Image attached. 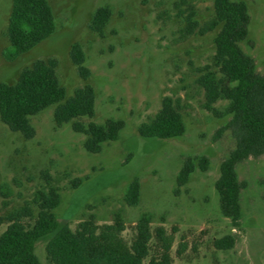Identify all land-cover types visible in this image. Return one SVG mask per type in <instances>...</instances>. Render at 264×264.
<instances>
[{
    "label": "rangeland",
    "instance_id": "1",
    "mask_svg": "<svg viewBox=\"0 0 264 264\" xmlns=\"http://www.w3.org/2000/svg\"><path fill=\"white\" fill-rule=\"evenodd\" d=\"M214 1L48 0L55 33L9 61L5 51L13 0H0V83L14 84L36 61L55 59L67 98L87 84L95 89V116L82 118V123L125 122L118 140L91 153L85 148L87 136L75 132L72 122L57 125L56 105L31 117V139L10 130L0 117V217L6 219L0 236L18 215L32 227L39 194L55 189L61 200L54 212L73 231L90 220L102 228L121 218L122 237L131 246L142 216L150 215L152 239L145 264L159 259L166 243L172 264H264V155L237 167L244 183L240 227L222 214L216 190L221 165L236 140L230 131L219 132L230 120L222 116L228 102L220 100L215 110L209 109L200 82L216 51L218 31L209 28ZM235 1L245 2L251 15L249 38L241 47L264 76V0ZM100 8L111 11L101 33L91 26ZM74 45L81 47L90 71L86 81L71 58ZM165 97L178 105L185 134L173 139L140 136L139 127L160 111ZM189 159L194 172L179 186ZM136 178L140 201L131 206L126 192ZM228 235L236 237L235 246L216 248L215 241ZM48 240L37 244L36 254L43 264H55L46 250Z\"/></svg>",
    "mask_w": 264,
    "mask_h": 264
},
{
    "label": "trees",
    "instance_id": "2",
    "mask_svg": "<svg viewBox=\"0 0 264 264\" xmlns=\"http://www.w3.org/2000/svg\"><path fill=\"white\" fill-rule=\"evenodd\" d=\"M215 18L209 27L217 30L216 51L212 67L200 78L206 91L207 106L215 110L220 100L228 102L222 116L230 120L220 133L230 131L236 146L221 165L216 182L222 214L232 221L234 227L241 225L242 191L237 167L250 157L264 155V76L256 69V62L241 47L249 38L251 15L247 4L235 0H215ZM111 17L108 8L97 10L92 29L103 32ZM56 31V21L48 0H13L9 19L8 38L10 46L5 51L9 61H15L28 53ZM71 58L86 81L90 71L84 66L85 58L79 45H74ZM58 62L38 60L31 68L24 69L14 84L0 83V117L13 132H20L31 139L35 129L31 117L56 105L54 118L58 126L72 122L73 130L87 136L85 148L100 153L103 144L119 139L125 122L109 120L105 124L80 120L95 116L96 93L87 84L67 98V91L58 77ZM235 84V86H233ZM186 132L183 116L178 105L165 97L160 111L139 127L144 138L173 139ZM208 161L204 159L206 164ZM195 166L187 160L179 177V186L188 183ZM141 184L138 178L127 188L126 202L135 206L140 201ZM60 195L55 189L40 193L39 213L32 227H27L20 216L0 236V264H43L36 254L37 244L49 238L46 250L55 264H145L150 254L152 232L151 216L143 215L137 225V236L131 246L122 237L125 224L118 218L113 225L99 228L94 220L87 221L77 231L67 224L61 225L55 214L60 205ZM6 219L0 217V226ZM236 237L228 235L215 241L221 250L235 246ZM170 245H164L159 259L149 264H172Z\"/></svg>",
    "mask_w": 264,
    "mask_h": 264
}]
</instances>
